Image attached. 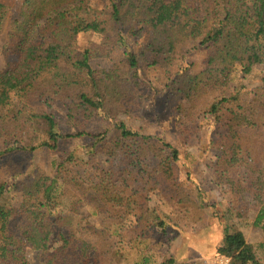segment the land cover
Masks as SVG:
<instances>
[{"label": "trees", "instance_id": "trees-1", "mask_svg": "<svg viewBox=\"0 0 264 264\" xmlns=\"http://www.w3.org/2000/svg\"><path fill=\"white\" fill-rule=\"evenodd\" d=\"M97 1L24 0L8 25L0 71V264H29L27 249L44 255V264L184 263H156L150 253L172 214L196 205L174 177L179 150L120 118L125 104L144 100L147 91L160 112L176 102L178 138L198 116L218 130L219 183L235 196L250 195L253 225L264 231V0ZM8 9L0 0V35ZM82 33L101 41L81 49ZM118 46L125 50L120 57ZM191 53L202 55L199 67ZM95 56L108 67L94 68ZM258 66V90L222 93ZM57 104L69 131L55 117ZM92 120L101 131L85 129ZM75 140L81 143L50 172L24 163ZM116 156L123 169L113 164ZM12 191L16 209L6 202ZM155 191L170 211L152 208ZM16 215L24 217L17 231ZM217 252L231 264H264L244 234L228 227Z\"/></svg>", "mask_w": 264, "mask_h": 264}, {"label": "rangeland", "instance_id": "rangeland-1", "mask_svg": "<svg viewBox=\"0 0 264 264\" xmlns=\"http://www.w3.org/2000/svg\"><path fill=\"white\" fill-rule=\"evenodd\" d=\"M23 1L3 0L9 9L0 35V71L6 69L2 50L7 41L8 25L19 12ZM97 3L101 4V1L98 0ZM100 41L101 37L96 34L82 33L78 36V47L81 49L95 48ZM131 44L133 45L134 42ZM136 48H138L137 45ZM124 52L122 46H118L115 51L119 57ZM189 58L198 63V67L202 63L201 54L191 53ZM90 63L96 69L107 68L109 65L104 56H95ZM178 63L181 64V62ZM262 73L263 66H258L251 75L245 78L239 74L222 93L232 96L235 93L256 91L262 85ZM149 76L151 80H154L155 72L150 71ZM145 97L144 100L137 98L127 102L125 111L120 118L125 120L134 130L145 135L161 137L179 150V159L174 163V177L182 185L184 191L196 202V205H190L192 207L189 210H181L179 213L172 214V226L150 243L152 248L150 253L153 254L154 261L158 263L162 262L164 257H175L184 261L183 264L208 263L218 256L217 251L223 240L224 229L228 227L231 231H241L246 241L254 246L258 260L264 262V231L253 225L257 212L254 202L247 193L235 196L229 189V184L219 183L217 173L214 170L213 165L221 155L215 145V141L219 138L218 130L213 129L208 119L198 116L194 122L187 125V133L182 140L176 136L171 122V114L174 112L176 102L169 101L166 110L160 112L155 105L156 102L152 101L151 93L147 91ZM54 110L60 127L64 131H69L70 127L66 124L65 108L61 104H57ZM85 129L91 132H99L102 130V123L92 120ZM78 142L81 143L76 140L72 144L65 143L57 154L41 149L26 156L24 163L31 167L34 166L38 170L50 172L52 163L68 157L71 151L79 145ZM82 152L83 150L80 149L78 154H82ZM116 157L112 159L113 164L116 168L123 169L125 163L119 156ZM5 176L6 174L3 173L0 178ZM21 179L20 177L19 181ZM165 201L158 191H155L152 193L150 205L152 208L157 207L168 212L170 209L169 206H165L167 204ZM6 202L10 207L16 209L18 206L17 192L12 191L6 194ZM80 206V208L84 207L83 204ZM23 218L21 215H16L13 218L14 230L17 231L21 228L24 223ZM91 222L98 223L99 221L91 218ZM118 240L120 239L118 238ZM134 257L136 258V255ZM26 258L29 264L45 263L44 255L31 249H27ZM123 264H129V262Z\"/></svg>", "mask_w": 264, "mask_h": 264}, {"label": "built area", "instance_id": "built-area-1", "mask_svg": "<svg viewBox=\"0 0 264 264\" xmlns=\"http://www.w3.org/2000/svg\"><path fill=\"white\" fill-rule=\"evenodd\" d=\"M205 264H231V257L228 256H217L213 258L210 262Z\"/></svg>", "mask_w": 264, "mask_h": 264}, {"label": "crops", "instance_id": "crops-1", "mask_svg": "<svg viewBox=\"0 0 264 264\" xmlns=\"http://www.w3.org/2000/svg\"><path fill=\"white\" fill-rule=\"evenodd\" d=\"M251 244V243H250Z\"/></svg>", "mask_w": 264, "mask_h": 264}]
</instances>
